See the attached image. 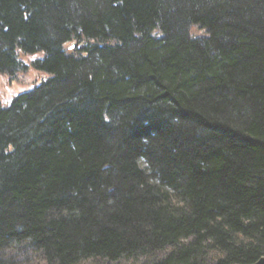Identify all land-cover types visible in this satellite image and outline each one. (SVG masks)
I'll return each instance as SVG.
<instances>
[{
	"label": "trees",
	"instance_id": "trees-1",
	"mask_svg": "<svg viewBox=\"0 0 264 264\" xmlns=\"http://www.w3.org/2000/svg\"><path fill=\"white\" fill-rule=\"evenodd\" d=\"M29 70L0 264L264 257V0H0V74Z\"/></svg>",
	"mask_w": 264,
	"mask_h": 264
},
{
	"label": "rangeland",
	"instance_id": "rangeland-1",
	"mask_svg": "<svg viewBox=\"0 0 264 264\" xmlns=\"http://www.w3.org/2000/svg\"><path fill=\"white\" fill-rule=\"evenodd\" d=\"M197 33L202 34V32ZM46 76L47 74L45 73H37L32 70L20 74L13 79L0 74V100L28 91L33 86H37L44 81Z\"/></svg>",
	"mask_w": 264,
	"mask_h": 264
},
{
	"label": "water",
	"instance_id": "water-1",
	"mask_svg": "<svg viewBox=\"0 0 264 264\" xmlns=\"http://www.w3.org/2000/svg\"><path fill=\"white\" fill-rule=\"evenodd\" d=\"M252 264H264V257L258 259L256 262H254Z\"/></svg>",
	"mask_w": 264,
	"mask_h": 264
}]
</instances>
